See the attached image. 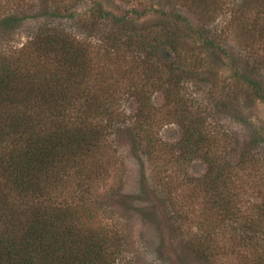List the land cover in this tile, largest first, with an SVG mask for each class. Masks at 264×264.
<instances>
[{
    "label": "trees",
    "instance_id": "1",
    "mask_svg": "<svg viewBox=\"0 0 264 264\" xmlns=\"http://www.w3.org/2000/svg\"><path fill=\"white\" fill-rule=\"evenodd\" d=\"M147 1L151 4L139 10L114 11L105 0H70L76 8L88 6L82 33L103 38L109 59L113 53L129 55L123 60L118 56L115 64H93L84 41L52 23L41 24L28 45L0 53V264H117L123 241L103 225L95 227L94 199L57 204L53 197L68 190L83 196L106 180L115 165L113 153H108L112 132L124 129L137 150L142 149V133L148 140L146 154L153 156V131L164 119L177 123L181 133L163 153L176 161L200 159L207 165L206 173L192 181L193 190L205 197L206 214L186 248L200 262L215 263L221 252L216 219L222 211V221L232 224L236 213L229 187L234 176L259 166L258 157L247 150L237 161L229 153L220 154V145L230 136L210 129L211 104L206 108L193 103L187 87L201 89L193 80L203 76L210 84L208 95L212 90L217 95L211 111L228 107V94L214 84L218 67L211 58L221 54L231 62L236 80L264 106V48L246 67L240 65L224 34L210 29L223 6L220 0ZM235 7L230 15L233 37L248 44L261 40L264 47V0H241ZM39 13L37 19L57 16L54 5L42 6ZM24 20L0 15V38L13 34ZM107 23L108 31L103 27ZM189 43H201L207 57L193 56ZM153 94L165 101L163 119L155 111ZM127 100L136 107L123 120L117 112ZM263 222L264 203L243 219L240 242L250 252L237 253L241 264H264ZM225 250L237 252L234 245Z\"/></svg>",
    "mask_w": 264,
    "mask_h": 264
},
{
    "label": "rangeland",
    "instance_id": "2",
    "mask_svg": "<svg viewBox=\"0 0 264 264\" xmlns=\"http://www.w3.org/2000/svg\"><path fill=\"white\" fill-rule=\"evenodd\" d=\"M105 1L110 3L114 11L131 8L139 10L141 6L151 4L147 0ZM240 1L220 0L223 6L210 29L224 34V38L233 46L230 48L231 52L239 59L240 65L246 67L247 60L257 51L262 53L264 47L259 46L261 40L254 39L248 44L247 41H239V38H234L231 34L230 15ZM46 5H54L57 16L37 19L40 16V8ZM87 7L79 4L76 8L74 4H70V0H56L55 4L53 0H0V15L14 14L25 19L22 26L13 34L0 38V53H10L28 45L41 24L52 23L66 26L78 40H83L85 47L91 51L93 64L101 63L102 66L106 62L115 64L119 62L118 56H121V60L129 57L125 52H120L118 55L111 54L109 59L103 51L105 48L101 42L103 38L82 33L84 28L80 26L82 19H86ZM103 27L108 31L110 25L107 23V27ZM253 34L250 33L249 39ZM189 44L188 48L193 56L204 59L207 57L205 47L201 43ZM220 55L211 58L218 67L214 77V81L218 82L214 84L223 95L228 94V107L211 111L217 95L214 90L213 94L208 95L210 84H205L203 76L193 80L201 84V89L189 86L186 93L188 99H192L196 105L208 108L211 104L209 110L206 109L211 121L210 129L215 134L221 135L226 132L230 136L228 143L220 145L221 148L218 150L220 154L226 156L229 153L231 160L237 161L239 153L247 150L258 157L259 166L254 170L249 168L241 172L239 177L234 176L233 184L229 187L236 213L232 218V224L222 221L224 217L222 211L219 212V220L216 219L217 245L221 252L214 258L215 263L211 264H241L237 253L250 252V247L247 246L245 249L240 242L242 221L250 216L253 208L264 203V143L260 140V137L264 138V106L257 102L254 93H251L248 87L242 86L236 80L231 62ZM115 69L116 67L112 65V70ZM236 95L241 97L238 102L235 99ZM233 99L235 101L231 103ZM153 100L156 105L155 111L163 119L167 113L163 97L160 94H153ZM135 107L134 101L127 100L119 107L117 113L123 120H129ZM170 120L158 122L153 131L156 138L155 148L152 147L153 156L146 154L148 140L142 133L138 137L142 149L137 150L124 129L119 128L120 132H112L108 139V153H113L115 159L112 161L115 165L106 180L96 184L90 191L88 189L83 196L82 193L75 194L68 190L53 197L57 204L63 202L80 204V198L87 196L94 199L93 209L98 216L93 220L95 227L103 225L110 234H118L123 241L122 253H119L117 264H204L186 247L199 232L203 215L206 214L205 197L198 190H193L192 181L206 173L207 165L200 159L191 161L179 157L180 160L176 161V157L163 153L180 138L181 128L177 123L172 124ZM126 123L130 125L133 121ZM110 157L111 155H108V158ZM259 231L262 233L261 244L264 245V222ZM230 243L235 246L237 252L233 250L230 254L223 253L225 248L231 246Z\"/></svg>",
    "mask_w": 264,
    "mask_h": 264
}]
</instances>
